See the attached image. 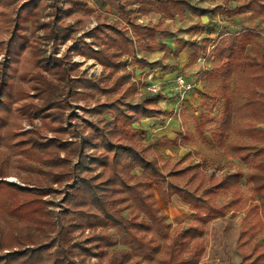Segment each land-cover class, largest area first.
<instances>
[{"label": "trees", "instance_id": "1", "mask_svg": "<svg viewBox=\"0 0 264 264\" xmlns=\"http://www.w3.org/2000/svg\"><path fill=\"white\" fill-rule=\"evenodd\" d=\"M41 1L0 0V16L5 17L3 24L8 33L6 42L0 41V52L16 56L23 51L29 37L22 30L28 21L32 23V32L41 30L43 44L51 42L53 46V52L46 55L38 38L31 45L36 69L27 80L32 95L39 100L23 101L17 105V113L29 122L35 114H40L42 127L28 132L12 129L11 105L26 92L21 87H13L15 70L9 63L0 62V96L3 97L0 99V145L8 148L25 172L22 179L36 184L29 188L7 181L2 178L6 173L0 167V249L11 248L10 252L0 255V264H87L84 259L91 255L102 264H140L139 259L130 261L135 254L145 264L153 261L198 264L205 249L199 240L206 233L205 226L225 216L227 209L244 196L243 172L236 170L203 177L197 165L179 162L170 164L165 172L164 165L151 152L175 145L176 141L161 137L146 144V131L134 124L145 118L164 116L166 111L158 107V102L176 97L144 95L135 104L129 102L127 99L134 96L136 87L130 83L131 73L122 60L127 55L139 67L146 66L147 61L137 58V50L152 52L162 48L157 38L172 34L162 24L137 21L138 15L156 10L173 19L182 15L185 1L105 0L115 8L117 17L100 21L86 31L84 36L89 38L88 42L75 40L74 22L67 21L78 12L89 14L86 0H66L65 7H60L58 0H51L49 15L53 18L47 21H40L37 7ZM219 8L214 6L205 13L212 18ZM189 29L204 30L207 35L215 31L211 19ZM71 39H74L72 45L60 57L55 56L57 45ZM203 41L202 50L207 51L210 45L208 55L212 54L215 59L210 75L220 77L224 72L219 96L222 120L212 131L215 147L224 155L235 156L259 170L260 180L254 189L256 196L264 200V166L261 165L264 128L260 127L264 125V39L259 38L255 28H242L219 33L213 41L206 36ZM72 50L97 60L107 75L93 80L74 78L76 68L69 58ZM95 93L108 97L105 103H96L89 109L98 116L97 125L86 122V134H82L84 130L69 131L63 125L72 118L66 113L69 100ZM106 113H111V117L107 118ZM47 131L57 136L42 139V132ZM68 132L76 140L58 138ZM61 151L66 155L61 157ZM74 157L77 160L71 163ZM135 168L142 170L141 175L132 172ZM184 176L187 178L182 185L179 180ZM64 180L69 183L61 200L62 209L57 213L58 225L54 227L51 221L54 212L45 210L40 197L55 192L50 182ZM153 186L165 206L174 195L186 204L192 212L190 221L175 226L166 223V214L152 193ZM227 191L228 198L219 204V193ZM123 211L129 215L125 217ZM41 222L54 227L46 243H36L37 236L17 233L26 226L42 233L44 224H38ZM101 226L111 227L114 232L102 230L83 241H72L71 234L77 228ZM117 244L122 248H116ZM52 247L54 250L50 253ZM236 248L241 259L235 264H264V213L254 214L243 225ZM75 256L80 257L78 262L74 261Z\"/></svg>", "mask_w": 264, "mask_h": 264}, {"label": "rangeland", "instance_id": "2", "mask_svg": "<svg viewBox=\"0 0 264 264\" xmlns=\"http://www.w3.org/2000/svg\"><path fill=\"white\" fill-rule=\"evenodd\" d=\"M50 1L51 0H42L39 3L37 10H39L40 13V21L52 20L53 17L49 15V13H51L49 7ZM184 1V12L181 16H176L173 19L166 20V17L156 10L145 15H138L137 21L142 23L151 22L162 24L172 31V35L168 37L169 39L167 38V41L169 40L168 47L161 44L162 38H157L158 43L163 46V48H157L158 52L155 51L153 53V51L144 52L137 50V58L147 61L148 64L146 66L139 67L136 63L131 61L132 58L130 56L126 55L122 58V60L127 63L126 70L131 73L130 83H133L136 87L134 96L127 100L135 104L140 101L144 95L161 94L167 98L176 97L175 93L171 90L172 81L175 75L180 73L192 79L194 82V88L189 92L186 99L179 100L177 97L174 100L167 99L176 103L166 102L165 104H162V106L159 101L158 107L163 108L166 111V114L160 118L154 119L155 121L152 120V118L142 119L139 123L134 124V126L137 128H143L146 131V144L161 137H166L164 135L162 136V134L166 133L167 129H171L170 135H172L176 141V147H172L171 154L165 149L156 148L151 152V156L157 158L159 163L164 165L165 172L169 169L170 164L179 162L180 165H197V169L203 177L209 176L210 174L216 176L224 175L231 171L228 166H225V161L227 160L221 161V158H225V155L215 146L211 147L212 131L222 120V102L220 101L219 96L221 90L220 78L224 76V72H222L220 77H213L210 75V70L214 66L215 59L212 54L208 55L211 46L207 45V51L204 52L201 45L204 43L203 38L206 36H208L210 41H213L219 33H232L239 31L242 28H255L264 34V0ZM86 2L89 14L83 15L78 12L67 21L70 23L74 22L73 26L75 32L73 36L75 40L88 42L89 38L84 36V33L96 26L100 21H112L117 17V12L115 8L105 2V0H86ZM58 3L60 7H65L66 0H58ZM217 5L220 8L216 10L215 13H213V17L210 18L205 11ZM130 6H133V4ZM229 8L231 9L230 11ZM239 8L241 11H239ZM4 19L5 17L1 15V42H6L8 36V33L5 30V25L3 24L5 23ZM12 19L14 21L15 18ZM21 19L22 16L20 17V20ZM209 19L213 21L214 32L207 35L204 30L189 29L191 25L204 23ZM13 21H11V23ZM22 32L29 37L28 43L24 46L23 51L19 52L16 56L7 55L1 51L0 62L9 63L12 69L15 70L13 87H21L26 92L20 100L11 105L9 119L12 129L19 132H28L34 128L37 129L42 127L40 114H35L31 119V122H29L26 118H22L18 115L17 105L23 101L37 102L39 100L38 97L32 95L33 90L30 88L27 77L36 69L34 66V56L31 51L33 39L38 38L42 47L44 44L42 42L43 39H41V30L32 32L31 22H27ZM261 38L264 39V36ZM73 40L74 39L68 40L65 43H59L56 51H54V55L60 57L66 51L67 47L72 45ZM43 48L45 49L46 55L53 52L51 42L45 44ZM93 48L95 49L96 47ZM191 50H195L194 53H191ZM69 58L70 62H72L76 68V74L73 76L74 78L81 77L93 80L107 75V70L94 58L82 55L75 50L71 51ZM107 83L109 82L107 81ZM148 83H155L160 88V91L157 93L147 92L145 87ZM231 85L232 81H230V88ZM0 99H3V97L0 96ZM107 99L108 97H106L105 94L95 93L94 95L82 97L77 100H69L70 107L67 109L66 113H69L72 118L63 123L64 127L70 129L69 131L74 130L76 132L84 130L86 122H89L91 126L95 127L97 125L98 116L91 114L89 109L96 103H105ZM105 116L110 118L111 113H106ZM156 126H158V128L161 127V130H164V132H159V136H154L155 132L153 131L156 129H153L152 127L155 128ZM145 127L147 128L145 129ZM179 131H185L187 139H184L185 136L181 138ZM87 132L88 130H84L82 134H86ZM191 134H193L194 137H192ZM70 135L71 133L68 132L64 135H59L58 138L63 141L76 140V137ZM149 135L151 136L149 137ZM55 136L57 135L49 131L42 132L41 135L44 140ZM19 138L20 136L15 138V140ZM87 152L90 153L91 149H88ZM211 154H220V156L216 159L212 157ZM63 155H66L65 151L60 152V156L62 157ZM76 160V157L72 158L71 163H74ZM0 167L6 173V176L2 177L3 179L20 185H27L29 188L36 185L32 182H25L22 179V177L25 176V172L18 166L17 160L10 154V151L4 145H0ZM234 169L236 170V168ZM132 172L136 175H141L142 170L140 168H135ZM192 172L193 170H191L190 174ZM253 173L254 175H252L249 180H251L253 184H256L260 180V176L258 175L259 170L255 168L253 169ZM186 178L187 176L181 177L179 182L183 185ZM68 183V180L61 182L52 181L49 185L55 192L46 193L42 198L40 197L41 202H44L45 210L54 212V215L52 214L51 217L54 227L58 225L57 213L62 209L61 200L64 197V192L67 189L66 186ZM197 183L198 180L193 182V184ZM241 184L243 193L250 197V193L246 191L244 179L241 180ZM151 189L156 200L166 214V223L175 226L180 222L187 223L190 221L191 210L186 204L181 202L176 195L172 196L170 203L165 206L161 202L158 189L155 186ZM253 193H251V197H255ZM227 198L228 191L220 192L217 201L221 204ZM28 199H30L29 196ZM123 215L127 217L129 213L123 211ZM246 219L247 215H241L238 220L233 219V216H229L228 212H226L224 218L215 219L209 222L205 226L206 233L199 239L205 244V249L203 257L198 264H235L239 262L241 256L236 248V240L238 232L243 227ZM38 224L42 225L44 223L41 222ZM54 227L50 224H44L43 232L41 233L35 231L33 226H26L17 230V233L22 236H37L36 243H46L52 237ZM102 230L111 233L114 232L113 228H105L103 226L94 229L88 227L77 228L71 234L72 241H83L90 234H99ZM29 245L32 246L34 244ZM116 248H122V246L117 244ZM12 249L16 250L17 247H13ZM53 250L54 247H52L49 252L52 253ZM93 250L96 251V248ZM10 251L11 248L0 249V255L6 254ZM136 259H139L140 264H145L137 254L131 256L130 261ZM79 260L80 257H74V261L78 262ZM84 261L87 264H102L95 255L89 256L84 259ZM149 264H156V262L153 261Z\"/></svg>", "mask_w": 264, "mask_h": 264}, {"label": "crops", "instance_id": "3", "mask_svg": "<svg viewBox=\"0 0 264 264\" xmlns=\"http://www.w3.org/2000/svg\"><path fill=\"white\" fill-rule=\"evenodd\" d=\"M168 18H166V20H167ZM256 32L258 33V35H259V38H261L262 36H264V34H262L260 31H258L257 29H256ZM172 35V34H171ZM170 35V36H171ZM169 37V36H168ZM168 37H163L162 38V40H161V44L164 46V45H166L165 47H168L169 46V40L167 41V38ZM166 39V40H165ZM169 39V38H168ZM262 39V38H261ZM163 48V47H162ZM185 48V47H184ZM193 49V48H192ZM155 51H157L158 52V50H154L153 51V53L155 52ZM194 51L195 50H191V53H194ZM150 62V61H149ZM157 76V75H156ZM202 90V89H201ZM166 102H172V101H169V100H167V99H165V100H161L160 101V105L162 106V104H165ZM172 103H176V102H172ZM149 120H151V119H149ZM152 120H154V119H152ZM151 120V121H152ZM150 121V122H151ZM155 121V120H154ZM220 124V123H219ZM260 127L261 128H264V125H260ZM147 127H145V129H146ZM153 129H156V130H154L153 132H155L154 133V136H159V132H164V130H161V127L160 128H158V126H156L155 128L154 127H152ZM151 128V129H152ZM171 129H167V131H166V133H164V134H162V136L164 135V136H166L169 140H174V137H172V135H170V133H171V131H170ZM180 132V131H179ZM199 134V133H198ZM192 135V137H194V135L193 134H191ZM151 135H149V137H150ZM185 136V137H184ZM146 137H147V135H146ZM180 137L181 138H183L184 137V139H187L186 137V133H185V131H183V132H180ZM215 146V141L213 140V138H212V140H211V147H214ZM172 147H176V145H169V146H167V148H165V150L167 151V152H170V154H171V149H172ZM182 147V146H181ZM222 152V151H221ZM223 153V152H222ZM212 155V157H214V158H216V159H218V157L220 156V154H217V155H213V154H211ZM211 157V158H212ZM213 158V159H214ZM225 160H227V161H225ZM221 161H225L226 162V164H225V166H228L229 168H230V172L229 173H233V172H235L236 170H241L242 172H243V178L242 179H244V184H245V186H246V191H248L249 193H250V197H248V195H245L244 194V196H243V198L238 202V203H236V204H234L233 206H231V207H229L228 209H227V211L226 212H228V215L229 216H233V219H239L240 218V216L241 215H247V219L245 220V222H244V224L254 215V214H262V213H264V200H262L261 198H258L257 196H256V194H255V189H254V184L251 182V180H249L251 177H252V175H254V173H253V169H255V167H253L252 165H245L242 161H240L237 157H235V156H232V155H229V156H227V155H225V158H221ZM230 162H233V163H230ZM261 165L262 166H264V159H262V161H261ZM234 168H236V170L234 169ZM246 180H248V182L246 183ZM242 185V184H241ZM254 192V193H253ZM251 193H253L254 194V196L255 197H251ZM225 216H226V214H225ZM225 216H223V217H221V218H224ZM217 219H219V218H217ZM215 220V219H214ZM243 224V225H244Z\"/></svg>", "mask_w": 264, "mask_h": 264}, {"label": "built area", "instance_id": "4", "mask_svg": "<svg viewBox=\"0 0 264 264\" xmlns=\"http://www.w3.org/2000/svg\"><path fill=\"white\" fill-rule=\"evenodd\" d=\"M146 91L151 93H157L160 88L155 83H148L146 85ZM194 82L192 79L183 74H176L172 81L171 90L175 93L177 99L184 100L187 98L189 92L193 90Z\"/></svg>", "mask_w": 264, "mask_h": 264}]
</instances>
